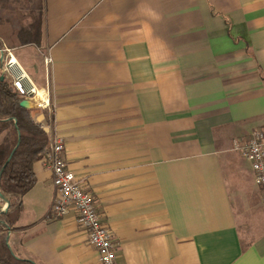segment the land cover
Returning <instances> with one entry per match:
<instances>
[{"label":"crops","instance_id":"obj_1","mask_svg":"<svg viewBox=\"0 0 264 264\" xmlns=\"http://www.w3.org/2000/svg\"><path fill=\"white\" fill-rule=\"evenodd\" d=\"M38 3L40 45L11 50L36 86L48 79L47 136L93 196L115 264H264V207L233 149L264 126V0ZM33 172L9 249L99 264L73 213L48 218L52 176L41 160Z\"/></svg>","mask_w":264,"mask_h":264},{"label":"trees","instance_id":"obj_2","mask_svg":"<svg viewBox=\"0 0 264 264\" xmlns=\"http://www.w3.org/2000/svg\"><path fill=\"white\" fill-rule=\"evenodd\" d=\"M25 1L0 0V49L40 45V5L38 0ZM22 101L0 65V194L8 200L6 211H0V264H34L17 257L7 243L22 198L35 184L33 165L49 146L47 134L34 121V110L22 107ZM3 206L0 199V210Z\"/></svg>","mask_w":264,"mask_h":264},{"label":"built area","instance_id":"obj_3","mask_svg":"<svg viewBox=\"0 0 264 264\" xmlns=\"http://www.w3.org/2000/svg\"><path fill=\"white\" fill-rule=\"evenodd\" d=\"M52 58L44 57L46 76ZM1 73L10 81L17 95L27 101L30 108L40 112L34 121L48 135L45 115L52 116L54 106L51 101L48 79L44 88H39L18 63L11 49H0ZM234 151L249 165L259 192V200L264 207V126L254 128L244 138L233 143ZM64 145L61 138L54 135L49 139L48 150L41 162L52 176L55 197L51 205L49 219H57L73 213L86 232L88 241L96 249L99 264H115L116 250L111 231L101 222L93 196L77 181L68 169L63 157Z\"/></svg>","mask_w":264,"mask_h":264},{"label":"rangeland","instance_id":"obj_4","mask_svg":"<svg viewBox=\"0 0 264 264\" xmlns=\"http://www.w3.org/2000/svg\"><path fill=\"white\" fill-rule=\"evenodd\" d=\"M16 55H17V53H16ZM38 80L39 81L43 80L42 75L38 76ZM237 158L239 159V157H237ZM240 161H241V159H240ZM242 166H243L242 167L243 168V172L241 173L242 174L241 177H240L241 180H243L246 183L247 190H249L250 193H252L256 197H258L259 196V192H258V189H257L256 184L254 182V178H253V175H252L251 171L247 168L245 163Z\"/></svg>","mask_w":264,"mask_h":264},{"label":"water","instance_id":"obj_5","mask_svg":"<svg viewBox=\"0 0 264 264\" xmlns=\"http://www.w3.org/2000/svg\"><path fill=\"white\" fill-rule=\"evenodd\" d=\"M1 79H2V77H1ZM20 105L22 107H24V108H30V106H29L27 101H22L20 103ZM0 199L4 202V206H3V208L0 211L1 212H5L7 207H8V200L2 194H0ZM7 240H8V237H7Z\"/></svg>","mask_w":264,"mask_h":264}]
</instances>
